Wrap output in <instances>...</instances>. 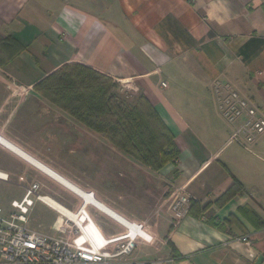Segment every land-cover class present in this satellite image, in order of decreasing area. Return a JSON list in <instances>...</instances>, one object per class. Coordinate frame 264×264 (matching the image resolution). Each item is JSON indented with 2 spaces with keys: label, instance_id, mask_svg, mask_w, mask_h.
<instances>
[{
  "label": "crops",
  "instance_id": "obj_1",
  "mask_svg": "<svg viewBox=\"0 0 264 264\" xmlns=\"http://www.w3.org/2000/svg\"><path fill=\"white\" fill-rule=\"evenodd\" d=\"M8 37L22 50L0 54V113L31 101L62 119L67 114L34 87L63 65L79 63L119 80L131 99L143 94L175 138L179 161L157 172L142 168L153 180L150 188L141 187L140 199L128 189L120 193L118 213L0 134L70 186L0 142L79 199L72 212L96 245L112 250L128 240V227L112 221L117 213L142 226L133 264L261 262L264 136L252 145L230 141L232 127L217 109L212 84L229 82L264 117V0H0V38ZM235 182L242 191L221 205ZM179 190L198 209L176 223L171 205Z\"/></svg>",
  "mask_w": 264,
  "mask_h": 264
},
{
  "label": "rangeland",
  "instance_id": "obj_2",
  "mask_svg": "<svg viewBox=\"0 0 264 264\" xmlns=\"http://www.w3.org/2000/svg\"><path fill=\"white\" fill-rule=\"evenodd\" d=\"M9 106L0 113V134L78 187L94 191L103 203L118 213L120 193L128 189L140 199L141 187L150 188L149 182L153 180L146 178L141 170L146 167H141L105 138L85 129L67 115L58 118L53 110L47 107L46 110L31 101L22 107ZM0 171L10 175V182L0 181V204L6 209L11 201L21 200L25 189L33 184L39 186L40 195L53 198L71 211L80 204L70 191L1 146ZM123 181L128 187H123ZM141 207L138 205L137 209L141 210ZM29 220V227L43 234L70 236L72 242H84L81 237L70 235V228L63 224L64 219L41 202L35 203Z\"/></svg>",
  "mask_w": 264,
  "mask_h": 264
},
{
  "label": "trees",
  "instance_id": "obj_3",
  "mask_svg": "<svg viewBox=\"0 0 264 264\" xmlns=\"http://www.w3.org/2000/svg\"><path fill=\"white\" fill-rule=\"evenodd\" d=\"M21 50L16 39L0 38L3 56L9 58ZM121 89L119 80L79 63L63 65L34 87L77 123L152 171L177 163L180 151L175 138L150 101L143 94L131 99ZM241 191V184L235 182L219 202L222 205ZM197 207L191 200L188 215ZM247 213L257 218L254 212Z\"/></svg>",
  "mask_w": 264,
  "mask_h": 264
},
{
  "label": "built area",
  "instance_id": "obj_4",
  "mask_svg": "<svg viewBox=\"0 0 264 264\" xmlns=\"http://www.w3.org/2000/svg\"><path fill=\"white\" fill-rule=\"evenodd\" d=\"M163 86H166L165 83ZM212 90L221 117L232 127L230 141L252 145L258 138L264 136V117L229 82L215 80ZM0 181L10 182V175L0 171ZM38 192L39 186L33 184L25 189V195L21 200L11 201L9 208L6 209L0 204V264L134 263L130 258L137 248L142 226L132 222V230L124 227L128 232V240L112 250H106L96 245L87 233L83 232L78 225L80 223L82 226L79 213L70 210L75 217L74 220L60 210L48 206L43 200L47 196ZM36 202L45 204L59 214L64 219V226L70 228V235L79 236L84 242L75 243L71 241L70 236L51 237L31 229L29 217ZM190 203V197L183 191L179 190L176 193L171 205L176 223L188 215ZM238 240L251 245L249 237ZM250 257L253 259L256 256L252 254ZM259 264H264V258Z\"/></svg>",
  "mask_w": 264,
  "mask_h": 264
},
{
  "label": "bare ground",
  "instance_id": "obj_5",
  "mask_svg": "<svg viewBox=\"0 0 264 264\" xmlns=\"http://www.w3.org/2000/svg\"><path fill=\"white\" fill-rule=\"evenodd\" d=\"M0 142H2L8 149L12 150L14 153H16L17 155L21 156L22 158L26 159L27 161H29L31 164H34L38 167H40L42 170L46 171L49 175H51L53 178H55L56 180L68 185L67 183H65L63 180H61L57 175H55L54 173L46 170L45 168H43L40 164H38L36 162V160L31 159L29 156H27L26 154H24L22 151H20L19 149H17L15 146L11 145L10 143L6 142L5 140H0ZM69 186V185H68ZM70 187V186H69ZM82 196L86 197L84 194H81ZM48 206H50L51 208H54L56 210H60L61 212L65 213L66 215L70 216L71 218H73L75 220L74 215L69 212L65 207H62L60 204H58L57 202H55L54 200H52L49 197H46L43 199ZM111 217L114 221L116 222H121L122 224L126 225L128 228H130L131 230L133 229V224H128L126 222H124L119 214L117 213H111Z\"/></svg>",
  "mask_w": 264,
  "mask_h": 264
}]
</instances>
